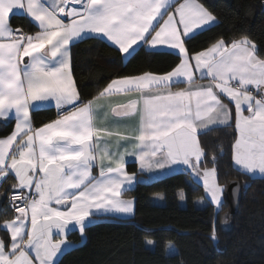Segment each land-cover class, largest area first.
Here are the masks:
<instances>
[{"label":"snow or ice","instance_id":"6c2138e0","mask_svg":"<svg viewBox=\"0 0 264 264\" xmlns=\"http://www.w3.org/2000/svg\"><path fill=\"white\" fill-rule=\"evenodd\" d=\"M21 13L35 31L12 24ZM217 23L201 0H0V118L15 119L0 138V181L15 177L0 264H59L74 229L83 236L103 216L134 214L124 194L140 177L127 171L129 156L141 173H190L220 210L225 150L209 155L202 138L231 128L233 166L264 177V54L248 35L191 51L188 42ZM90 38L110 41L125 60L146 47L178 63L116 76L85 100L72 50ZM52 103L56 118L35 126L33 113ZM210 235L217 239L215 220Z\"/></svg>","mask_w":264,"mask_h":264},{"label":"trees","instance_id":"16d2710c","mask_svg":"<svg viewBox=\"0 0 264 264\" xmlns=\"http://www.w3.org/2000/svg\"><path fill=\"white\" fill-rule=\"evenodd\" d=\"M201 2L217 16L219 23L189 41L191 51L203 50L221 36L230 39L248 35L264 54V0ZM11 22L27 31L35 30L24 14L12 16ZM72 51L74 75L85 100L91 99L116 76L144 71L166 72L178 63L174 54L146 48L124 60L115 46L94 38L77 43ZM56 116L54 106L44 107L33 113L34 124L39 126ZM13 125V119L0 120V137L10 133ZM232 138L233 129L221 127L202 139L209 155L220 145L225 150L218 164L219 182L226 186L236 178L242 184V199L236 214L228 215L226 199L220 210L210 201L196 206L195 200L205 193L190 173L178 170L160 178L140 180L124 194L135 199L134 215L126 218L103 216L99 222L86 227L83 240L79 231L73 230L69 237L75 244L64 251L59 264H264V177H253L233 166L230 158ZM206 166H212L210 159ZM128 168L137 171L134 163ZM10 190L2 187L0 192ZM181 191L185 193L183 205L179 196ZM157 193L162 194V203L152 200ZM225 216L228 223L224 222ZM11 218L12 213L5 202L0 211V222ZM213 220L216 240L210 235ZM0 234L8 238L2 227Z\"/></svg>","mask_w":264,"mask_h":264},{"label":"crops","instance_id":"0c3cea01","mask_svg":"<svg viewBox=\"0 0 264 264\" xmlns=\"http://www.w3.org/2000/svg\"><path fill=\"white\" fill-rule=\"evenodd\" d=\"M22 14V13H21ZM36 30V29H35ZM35 30H33V31H35ZM106 42H108L109 44H111L112 45V43L110 42V41H107V40H105ZM146 48V47H145ZM147 49V48H146ZM148 50H150V49H148ZM153 51V50H152ZM123 55V54H122ZM124 58V57H123ZM125 60V59H124ZM169 71V70H168ZM156 73H158V72H156ZM161 73H164V72H161ZM202 83H206V81H203ZM183 87V86H182ZM126 99H127V97H114V98H112L111 99V102L113 103V104H116V103H123V102H125L126 101ZM103 103H106L107 101H102ZM47 106H54L55 107V105H54V103H52V104H50V105H46L45 107H47ZM56 118V117H55ZM54 118V119H55ZM10 119H13L14 120V125H13V129H14V126H15V119H14V117H9L7 120H10ZM0 120H3V121H7V120H4V119H2V118H0ZM53 120V119H52ZM51 121V120H50ZM49 122V121H48ZM42 125V124H41ZM41 125H39V126H41ZM39 126H37V127H39ZM13 129L11 130V132L13 131ZM10 132V133H11ZM10 133H8L7 135H9ZM7 135H5V136H2V137H0V138H3V137H6ZM131 163H134L135 165H136V168H137V171L135 172V171H133V170H130L129 168H128V165L129 164H131ZM126 169H127V171L129 172V173H136L137 174V176L138 177H140V180L141 181H148V180H152V179H156V178H160V177H162V176H165V175H167V174H170V173H172V172H165V173H163V174H160V173H147V172H145V173H141V175H138V172H139V165H138V162L136 161V158L135 157H131V156H129V157H126ZM13 183H15V177L14 176H12L11 174L9 175V177L5 180V181H0V189L2 188V187H4V190L5 189H11L12 190V188H11V185L13 184ZM126 197V196H125ZM126 198H131V197H126ZM134 212H135V209H134ZM134 214H132V215H128V216H120V217H122V218H126V217H131V216H133ZM109 216H111V215H109ZM74 230H77L78 231V228H76V229H74ZM84 235L82 236V239L81 240H83L84 239ZM68 239L72 242V245L70 246V247H72L74 244H75V242L68 236ZM70 247H68V248H66L65 250H67V249H69Z\"/></svg>","mask_w":264,"mask_h":264},{"label":"water","instance_id":"95a60500","mask_svg":"<svg viewBox=\"0 0 264 264\" xmlns=\"http://www.w3.org/2000/svg\"><path fill=\"white\" fill-rule=\"evenodd\" d=\"M237 182L239 183V188H237ZM242 193L243 187L239 179L233 178L227 183L224 196L229 203V216H232L238 212L242 199ZM6 194V191L0 192V211L3 209L6 202Z\"/></svg>","mask_w":264,"mask_h":264},{"label":"rangeland","instance_id":"374dc122","mask_svg":"<svg viewBox=\"0 0 264 264\" xmlns=\"http://www.w3.org/2000/svg\"><path fill=\"white\" fill-rule=\"evenodd\" d=\"M225 102L227 103L228 101L227 100H225ZM203 167V166H202ZM207 167H211V166H207ZM191 175V174H190ZM248 175H251V176H253V177H261L259 174H248ZM191 178H192V180L193 181H195V182H198L199 184H201L202 185V183L201 182H199L195 177H193L192 175H191ZM194 184V183H193ZM222 184V183H221ZM195 185V184H194ZM223 185V184H222ZM203 186V185H202ZM225 186V185H224ZM226 187V186H225ZM203 189H204V187H203ZM204 193H205V190H204ZM158 194V193H157ZM157 194H155L154 196H153V201L154 202H158V203H162V200H161V198L160 197H158L157 196ZM159 194H161V193H159ZM225 199V196L223 195V200ZM159 200H161V201H159ZM211 202V200H210V198L206 195V193H205V196H201V197H198L196 200H195V204H196V206H203V205H205L206 203H208V202ZM180 202H181V205H183L184 204V200H180ZM212 203V202H211ZM213 204V203H212ZM213 206H214V204H213ZM215 207V206H214ZM215 209H217L216 207H215ZM229 221H228V219H227V223H228ZM0 237H2V235L0 234Z\"/></svg>","mask_w":264,"mask_h":264},{"label":"built area","instance_id":"2783aa9c","mask_svg":"<svg viewBox=\"0 0 264 264\" xmlns=\"http://www.w3.org/2000/svg\"><path fill=\"white\" fill-rule=\"evenodd\" d=\"M12 191L13 190H10L9 192H7V194H6V204H7V208L11 211V213H12V217L14 216V209L11 207V205H10V202H9V197L11 196V194H12Z\"/></svg>","mask_w":264,"mask_h":264},{"label":"clouds","instance_id":"9594fccd","mask_svg":"<svg viewBox=\"0 0 264 264\" xmlns=\"http://www.w3.org/2000/svg\"><path fill=\"white\" fill-rule=\"evenodd\" d=\"M171 243H172L171 241L168 242L169 246H171Z\"/></svg>","mask_w":264,"mask_h":264}]
</instances>
